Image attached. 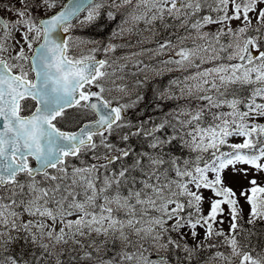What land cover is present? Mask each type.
I'll use <instances>...</instances> for the list:
<instances>
[{"label":"snow or ice","instance_id":"snow-or-ice-1","mask_svg":"<svg viewBox=\"0 0 264 264\" xmlns=\"http://www.w3.org/2000/svg\"><path fill=\"white\" fill-rule=\"evenodd\" d=\"M250 172L264 0H0V264H264Z\"/></svg>","mask_w":264,"mask_h":264},{"label":"rangeland","instance_id":"rangeland-1","mask_svg":"<svg viewBox=\"0 0 264 264\" xmlns=\"http://www.w3.org/2000/svg\"><path fill=\"white\" fill-rule=\"evenodd\" d=\"M60 1H62V0H60ZM77 33H81V32L78 31ZM77 35H80V34H77ZM117 42H120V41H117ZM252 178H256L258 181H261L262 183H264V174L253 176V174L250 172L248 179H252ZM228 183H229V186L232 187L237 192V194H239V190L241 189V187H247L248 186V180L244 179L243 176H235ZM207 195H210V193H206V196ZM244 207H245V213H247V210H248L247 205H245ZM207 208H208V205L205 204V213L207 212ZM226 216H227V208H225L224 223L222 225H220V227L224 228L225 230H227V228H228V222H227Z\"/></svg>","mask_w":264,"mask_h":264},{"label":"trees","instance_id":"trees-1","mask_svg":"<svg viewBox=\"0 0 264 264\" xmlns=\"http://www.w3.org/2000/svg\"><path fill=\"white\" fill-rule=\"evenodd\" d=\"M87 30H88L87 35L94 36L97 38H103V36L107 35V32H105L104 34H99L98 30L96 29H87Z\"/></svg>","mask_w":264,"mask_h":264}]
</instances>
